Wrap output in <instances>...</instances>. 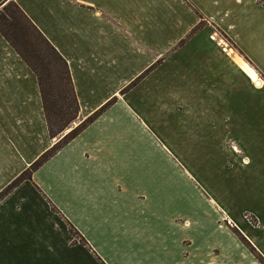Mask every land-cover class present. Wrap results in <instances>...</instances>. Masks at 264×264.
<instances>
[{"label":"crops","instance_id":"obj_1","mask_svg":"<svg viewBox=\"0 0 264 264\" xmlns=\"http://www.w3.org/2000/svg\"><path fill=\"white\" fill-rule=\"evenodd\" d=\"M9 1L67 60L76 126L115 102L0 201V264H263L236 227L264 256V218L233 207L264 209V3ZM150 131L196 144L216 198ZM58 140L0 32V193Z\"/></svg>","mask_w":264,"mask_h":264},{"label":"trees","instance_id":"obj_2","mask_svg":"<svg viewBox=\"0 0 264 264\" xmlns=\"http://www.w3.org/2000/svg\"><path fill=\"white\" fill-rule=\"evenodd\" d=\"M4 8L3 11L0 10V32L36 73L50 135L53 139H59L50 150L31 165L28 169L29 176L24 172L18 178L22 182L31 180L35 171L94 122L115 102V99L73 128L80 115V103L67 60L16 2L9 1ZM198 14L201 15L199 11ZM68 129L70 131L66 133ZM15 186H10L8 188L10 191L7 193ZM7 193H1L0 200ZM245 241L264 263V257L248 240Z\"/></svg>","mask_w":264,"mask_h":264},{"label":"rangeland","instance_id":"obj_3","mask_svg":"<svg viewBox=\"0 0 264 264\" xmlns=\"http://www.w3.org/2000/svg\"><path fill=\"white\" fill-rule=\"evenodd\" d=\"M202 4L205 0H199ZM261 3H264V0H260ZM188 4L192 7H195V4L193 3V1L191 0H188ZM204 4L205 7H210V5L212 4V0H207ZM5 8H1L0 10L3 11ZM202 24L203 25H206L208 24V21L205 17L202 18ZM217 32H219V35L223 38L222 40H225L228 44V46H233L231 43V39L228 37V35H226L224 32H222L221 30L218 31V29H215ZM76 127V125L74 124L73 128ZM70 131V130H69ZM151 134L156 137L157 141L162 145V146H167L171 151L172 153V157L174 158H177L176 160L178 162H180V164L182 165V168H186L187 171H188V175L189 176H192V178L194 179L195 182H197V184L199 186L202 187V189L204 190V193L206 196L208 197H212L215 195H217L211 191L212 189V184H211V181H210V177L208 174H210V169H211V165L209 166V168L207 170H204L201 165L203 163L204 166L208 167V158L206 156L204 157H201L200 154H202V151H199V152H196V144H192L193 142H191V144H181V146H179V144H176V143H171L170 141H168V139H166L165 137L161 136L160 134L158 135L157 133H153L152 131H150ZM233 148H234V145H232ZM167 150V149H166ZM174 154V155H173ZM178 156V157H177ZM197 156L202 160V163H201V160L199 158H197ZM211 163V161H209ZM31 167V166H30ZM27 168V170H25L24 172H26V174L29 176L30 173H29V168ZM198 170V171H197ZM23 172V173H24ZM22 173V174H23ZM21 174V175H22ZM34 174V173H33ZM20 175V176H21ZM20 176H18L17 178H15L11 184H9L1 193H7L8 191V188L10 186H14L16 185L14 188H12L11 192L16 188L18 187L21 183H23L24 181L20 182L18 179ZM33 178V176H32ZM205 184V185H204ZM9 192V193H11ZM0 193V194H1ZM7 193V195L9 194ZM6 195V196H7ZM5 197V196H4ZM3 197V198H4ZM2 198V199H3ZM216 198V197H215ZM1 199V200H2ZM0 200V201H1ZM245 202V203H244ZM247 202H251V204H255V206L253 207V209L261 214V216L264 218V209L261 208L258 203H255L253 200H248V198H239V202L238 203H241V205H238L236 207H233L234 208V211L236 213H240L246 206V204H248ZM244 203V204H243ZM53 209L56 211V212H59L60 214H62V212L53 204ZM248 214V217L249 219H251L252 223L256 224V222H258L257 220V217L254 215V214H251V213H247ZM63 215V214H62ZM63 218H65L67 221H68V224H69V228H70V231L72 233V235L75 237V241L77 243H81V244H84L86 246H89V243L88 241L86 240V238L83 236V234L65 217V215H63ZM76 229V230H74ZM74 230V231H72ZM236 232H237V236L240 238V240L245 243L247 246V242L245 241L248 240L245 235L242 233V231L236 227ZM264 233V232H263ZM249 241V240H248ZM250 242V241H249ZM251 243V242H250ZM253 246V244H251ZM249 247V246H248ZM254 247V246H253ZM255 248V247H254ZM257 250V249H256ZM258 251V250H257ZM253 252V251H252ZM259 252V251H258ZM253 256H255V259H257L259 262L263 263V261L261 260V258L258 257V254H256L255 252L252 253ZM259 254H261L259 252ZM262 255V254H261ZM263 256V255H262ZM264 257V256H263ZM264 264V263H263Z\"/></svg>","mask_w":264,"mask_h":264},{"label":"bare ground","instance_id":"obj_4","mask_svg":"<svg viewBox=\"0 0 264 264\" xmlns=\"http://www.w3.org/2000/svg\"><path fill=\"white\" fill-rule=\"evenodd\" d=\"M260 82V81H259Z\"/></svg>","mask_w":264,"mask_h":264}]
</instances>
